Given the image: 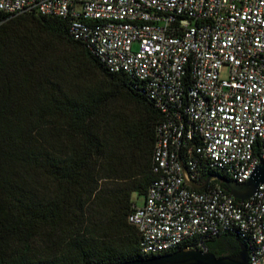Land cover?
<instances>
[{
	"label": "trees",
	"instance_id": "trees-1",
	"mask_svg": "<svg viewBox=\"0 0 264 264\" xmlns=\"http://www.w3.org/2000/svg\"><path fill=\"white\" fill-rule=\"evenodd\" d=\"M161 120L143 82L111 72L68 18L0 14V264H116L159 255L140 252L128 216L137 206L133 194L145 200L155 179ZM211 175L231 179L211 167L202 178ZM240 242L250 243L233 231L201 246L233 255Z\"/></svg>",
	"mask_w": 264,
	"mask_h": 264
},
{
	"label": "built area",
	"instance_id": "built-area-1",
	"mask_svg": "<svg viewBox=\"0 0 264 264\" xmlns=\"http://www.w3.org/2000/svg\"><path fill=\"white\" fill-rule=\"evenodd\" d=\"M28 12L68 18L162 114L155 179L128 216L140 252L204 249L203 238L237 231L250 242L247 264H264V185L238 201L218 184H186L210 167L244 183L264 162V0H0V14Z\"/></svg>",
	"mask_w": 264,
	"mask_h": 264
},
{
	"label": "water",
	"instance_id": "water-1",
	"mask_svg": "<svg viewBox=\"0 0 264 264\" xmlns=\"http://www.w3.org/2000/svg\"><path fill=\"white\" fill-rule=\"evenodd\" d=\"M218 180L225 185L230 195L238 201L252 197L259 185H264V162H259L252 172L251 177L244 183L211 175L203 183H197L186 178V184L193 189H203L213 180ZM248 248L239 243V252L233 255L216 256L214 253L200 248H181L172 252L159 254L149 258L134 259L116 264H247Z\"/></svg>",
	"mask_w": 264,
	"mask_h": 264
},
{
	"label": "rangeland",
	"instance_id": "rangeland-1",
	"mask_svg": "<svg viewBox=\"0 0 264 264\" xmlns=\"http://www.w3.org/2000/svg\"><path fill=\"white\" fill-rule=\"evenodd\" d=\"M137 48V44L135 43L134 45H133V49L135 50ZM227 74V68L224 66L223 67V69H222V73H221V75L222 76H225ZM133 199L135 200V201H138V202H140L141 203V201H142V196L141 197H138L137 196V194H133Z\"/></svg>",
	"mask_w": 264,
	"mask_h": 264
},
{
	"label": "crops",
	"instance_id": "crops-1",
	"mask_svg": "<svg viewBox=\"0 0 264 264\" xmlns=\"http://www.w3.org/2000/svg\"><path fill=\"white\" fill-rule=\"evenodd\" d=\"M135 194V193H134ZM143 198V197H142ZM143 201H144V198L142 199V201H141V203L140 202H138V201H136V205L137 206H140V205H142L143 204Z\"/></svg>",
	"mask_w": 264,
	"mask_h": 264
}]
</instances>
